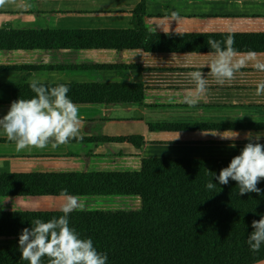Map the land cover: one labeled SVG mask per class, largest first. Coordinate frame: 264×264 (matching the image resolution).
I'll use <instances>...</instances> for the list:
<instances>
[{
	"label": "crops",
	"instance_id": "obj_1",
	"mask_svg": "<svg viewBox=\"0 0 264 264\" xmlns=\"http://www.w3.org/2000/svg\"><path fill=\"white\" fill-rule=\"evenodd\" d=\"M230 36L234 59L245 64L219 84L207 41ZM257 63H264V0H6L0 6V119L13 87L32 80L140 85L143 97L76 104L80 132L63 145L17 150L0 129V174L130 172L147 159L201 163L207 178L144 179L138 195L76 197L148 199L157 216L264 214V179L260 195L243 196L235 181L213 179L248 143L245 134L264 133V94H256L264 71ZM193 71L208 82L203 94L194 91ZM27 93L34 94H20ZM234 133L238 139L222 138ZM181 165L174 174L186 170ZM209 181L214 190L206 188ZM65 202V196H1L0 209L61 211Z\"/></svg>",
	"mask_w": 264,
	"mask_h": 264
},
{
	"label": "trees",
	"instance_id": "obj_2",
	"mask_svg": "<svg viewBox=\"0 0 264 264\" xmlns=\"http://www.w3.org/2000/svg\"><path fill=\"white\" fill-rule=\"evenodd\" d=\"M61 85V84H60ZM74 104L139 103L140 85L63 84ZM52 88L51 85H44ZM12 103L31 99L30 86H14ZM34 94H20L21 91ZM19 93V94H18ZM186 167L174 174L177 165ZM201 163L147 159L140 170L130 172L0 174V197L133 196L141 181L161 178H207ZM62 211L0 212V264H29L19 251V235L35 219L48 221ZM264 214L153 213L151 200L132 210H74L70 227L82 239H91L98 252L107 254V264H256L264 260V245L253 252L247 244L251 223ZM42 264H49L43 257Z\"/></svg>",
	"mask_w": 264,
	"mask_h": 264
},
{
	"label": "clouds",
	"instance_id": "obj_3",
	"mask_svg": "<svg viewBox=\"0 0 264 264\" xmlns=\"http://www.w3.org/2000/svg\"><path fill=\"white\" fill-rule=\"evenodd\" d=\"M5 3L6 0H0V6ZM207 44L216 57L210 65L211 74L219 84L231 81L245 64L243 60L234 59L237 55L233 48L234 39L231 36L223 42L210 39ZM247 55L254 57L255 53ZM255 67L264 71V63H257ZM188 75L196 84L194 91L197 94L207 91L208 82L202 72L193 71ZM29 86L35 96L13 102L8 113L0 119V129L10 141L15 142L17 150L29 147L43 149L50 141L56 146L77 138L81 121L78 106L67 95L69 87L61 84L49 88L38 80H32ZM256 94H264V82L257 85ZM186 102L194 104L190 97H186ZM239 135L234 133L231 137L222 138L235 140ZM262 137L264 133L245 134L248 143L218 176L214 174L213 179L220 185L235 181L241 196L247 193L260 195L261 189L257 185L264 179V144L259 143ZM216 186L209 181L206 188L214 190ZM61 195L66 197L61 208L63 215L48 221L35 219L31 222V228L22 229L18 240L22 259L29 264H42L43 257L49 258V264H107V254L98 252L90 238L82 239L70 227L69 215L80 207L79 198L69 195L67 189L62 190ZM251 227L253 231L248 235L247 244L253 252H257L264 245V216L258 221L253 220Z\"/></svg>",
	"mask_w": 264,
	"mask_h": 264
},
{
	"label": "rangeland",
	"instance_id": "obj_4",
	"mask_svg": "<svg viewBox=\"0 0 264 264\" xmlns=\"http://www.w3.org/2000/svg\"><path fill=\"white\" fill-rule=\"evenodd\" d=\"M79 205L76 210L78 211H104V210H132L136 209L140 206V203H136L135 201L129 199H115L113 197H92V198H80ZM1 212H20L24 211L21 208H12V207H3L0 209ZM256 264H264V260L256 263Z\"/></svg>",
	"mask_w": 264,
	"mask_h": 264
}]
</instances>
